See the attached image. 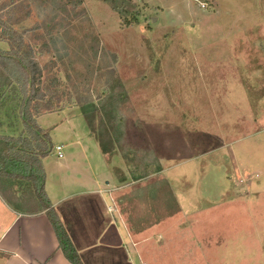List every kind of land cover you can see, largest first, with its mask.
I'll use <instances>...</instances> for the list:
<instances>
[{"label":"rangeland","instance_id":"374dc122","mask_svg":"<svg viewBox=\"0 0 264 264\" xmlns=\"http://www.w3.org/2000/svg\"><path fill=\"white\" fill-rule=\"evenodd\" d=\"M15 1L22 5L0 3H9L4 12L14 13L23 52L41 69L36 121L79 113L108 157L122 160L115 175L138 181L137 207L124 208L132 229L172 216L181 193L195 209L184 216L187 234L220 230L236 239L232 225L252 230L264 194L247 201L232 185L255 192L258 173L237 186L218 172L227 168L222 176L232 181L237 163L256 161L259 148L264 153V0ZM21 99L16 83L0 79V136L27 134ZM0 192L26 213L40 209L26 180L0 177Z\"/></svg>","mask_w":264,"mask_h":264},{"label":"crops","instance_id":"0c3cea01","mask_svg":"<svg viewBox=\"0 0 264 264\" xmlns=\"http://www.w3.org/2000/svg\"><path fill=\"white\" fill-rule=\"evenodd\" d=\"M37 121L49 132L53 146H62L61 157L52 150L41 161L44 189L83 264H264V223L260 224L264 214L251 217L252 230L232 225L236 239L221 235L220 230L213 236L197 237L186 233L190 229L184 217L195 209L187 208L189 196L179 193L175 194L176 213L132 229L124 208L129 203L137 207L133 188L138 181L125 182L115 175L113 167H124L122 160L102 152L79 113L63 110L43 114ZM258 133H264V128ZM258 153L252 163L247 159L237 163L240 169L233 173L232 181L222 176L227 168L218 172L219 180L237 186L249 173H258L251 180L255 192L232 185L233 193L247 201L264 194V153L260 148ZM209 197L212 208L219 196ZM0 264H71L58 248L45 211L26 213L5 200L1 192Z\"/></svg>","mask_w":264,"mask_h":264},{"label":"trees","instance_id":"16d2710c","mask_svg":"<svg viewBox=\"0 0 264 264\" xmlns=\"http://www.w3.org/2000/svg\"><path fill=\"white\" fill-rule=\"evenodd\" d=\"M9 3L12 9L22 5L15 0H10ZM9 3H0V41L8 45L7 50L0 47V79L14 82L20 87L22 99L19 116L27 134L18 137L0 136V144L3 145L0 148V177L30 182L34 200L39 204L40 210L45 211L57 238L58 248L71 264H83L44 189L45 171L41 161L52 151L53 144L49 132L41 128L35 118L41 106L34 101L43 97L36 81L40 77L41 69L33 58L23 52L24 38L22 32L13 26L14 13L12 9L4 12ZM62 8L65 10V4L60 9ZM4 14H8L5 19ZM43 110H50V104H45ZM99 144L102 152L108 154L109 150L104 144Z\"/></svg>","mask_w":264,"mask_h":264},{"label":"built area","instance_id":"2783aa9c","mask_svg":"<svg viewBox=\"0 0 264 264\" xmlns=\"http://www.w3.org/2000/svg\"><path fill=\"white\" fill-rule=\"evenodd\" d=\"M55 152L57 153L58 157L62 156V146L61 145H56L54 146Z\"/></svg>","mask_w":264,"mask_h":264}]
</instances>
